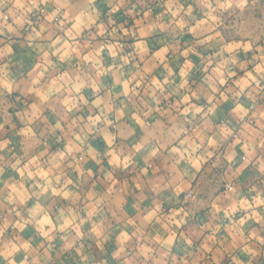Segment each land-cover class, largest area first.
Masks as SVG:
<instances>
[{
  "label": "clouds",
  "instance_id": "1",
  "mask_svg": "<svg viewBox=\"0 0 264 264\" xmlns=\"http://www.w3.org/2000/svg\"><path fill=\"white\" fill-rule=\"evenodd\" d=\"M0 264H264V0H0Z\"/></svg>",
  "mask_w": 264,
  "mask_h": 264
}]
</instances>
